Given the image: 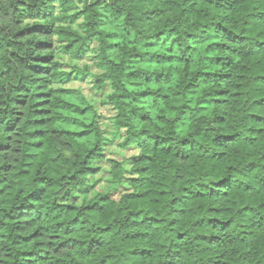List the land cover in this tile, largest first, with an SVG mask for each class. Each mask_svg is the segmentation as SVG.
<instances>
[{"label":"trees","instance_id":"trees-1","mask_svg":"<svg viewBox=\"0 0 264 264\" xmlns=\"http://www.w3.org/2000/svg\"><path fill=\"white\" fill-rule=\"evenodd\" d=\"M77 1L0 0V264H264V0Z\"/></svg>","mask_w":264,"mask_h":264},{"label":"rangeland","instance_id":"rangeland-1","mask_svg":"<svg viewBox=\"0 0 264 264\" xmlns=\"http://www.w3.org/2000/svg\"><path fill=\"white\" fill-rule=\"evenodd\" d=\"M84 3L83 0H78V6H81ZM77 27V25H75ZM59 47V46H58ZM98 49L97 44L93 42L90 45L88 50L89 57L85 61H76L65 55L63 52H58V60L61 62V69L65 73V77L56 82L55 86L57 87H67L81 90L85 96L90 100V102L96 106L99 113L101 114L100 122L102 129L105 132L107 138V144L105 147L106 157L113 160H129L132 155L137 153L135 149H123L120 144L123 142L124 132L119 131L114 124V110L106 103V99L112 93V89L108 84H105L103 87L96 85L93 75H99L101 72L98 68L92 65V55ZM60 51L61 49L58 48ZM90 67V75L84 76L81 71L84 68ZM82 69V70H81ZM101 163L103 172L100 174V178H93L96 183L105 185V188H100L101 190H106L107 188V179L109 178L108 174V164L104 160ZM128 187V184L125 185ZM98 189V188H97ZM97 189L95 191H97ZM126 189V188H125ZM94 193V190L92 191ZM115 196H119L116 194Z\"/></svg>","mask_w":264,"mask_h":264}]
</instances>
